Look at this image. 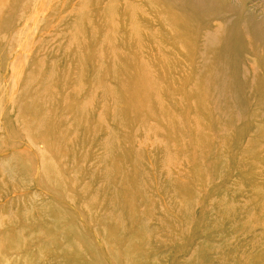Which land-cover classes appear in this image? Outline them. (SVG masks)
Wrapping results in <instances>:
<instances>
[{
  "label": "rangeland",
  "instance_id": "obj_1",
  "mask_svg": "<svg viewBox=\"0 0 264 264\" xmlns=\"http://www.w3.org/2000/svg\"><path fill=\"white\" fill-rule=\"evenodd\" d=\"M126 256L264 264V0H0V264Z\"/></svg>",
  "mask_w": 264,
  "mask_h": 264
},
{
  "label": "bare ground",
  "instance_id": "obj_2",
  "mask_svg": "<svg viewBox=\"0 0 264 264\" xmlns=\"http://www.w3.org/2000/svg\"><path fill=\"white\" fill-rule=\"evenodd\" d=\"M230 33H229V35L225 39V42H224V45H223L224 51H222L221 58H223V60H224L225 63L227 62L228 66H229L228 68L234 70V72L236 73V75H239L240 74V67H241V60H242L241 59V55H242V52H243V45L241 43L239 44L240 45L239 46V48H240V54L239 55H236V54L235 55H232L231 52H229V51L227 52V50L225 49V48H227L226 47V41H227L228 37L230 36ZM224 73H225V71H224ZM50 206L52 207V205H50ZM56 208L57 207L55 206L53 208V210H56ZM55 212L57 213V216H58L57 210ZM106 217H110V219H112L114 217V213H108L106 215ZM12 219L13 220L16 219V216L13 215L12 216ZM108 228L112 230V227L109 226ZM111 230H110V232H111ZM126 262H127V264H131L132 263V261H131V259H130L129 256H126Z\"/></svg>",
  "mask_w": 264,
  "mask_h": 264
}]
</instances>
